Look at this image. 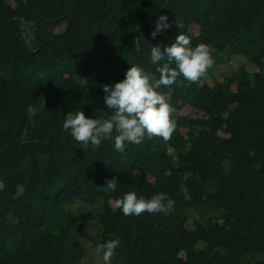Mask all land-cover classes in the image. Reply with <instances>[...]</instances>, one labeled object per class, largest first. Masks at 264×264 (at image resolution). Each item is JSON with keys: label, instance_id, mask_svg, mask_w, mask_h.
<instances>
[{"label": "trees", "instance_id": "trees-1", "mask_svg": "<svg viewBox=\"0 0 264 264\" xmlns=\"http://www.w3.org/2000/svg\"><path fill=\"white\" fill-rule=\"evenodd\" d=\"M161 14L172 27L153 38ZM181 31L214 64L197 83L159 89L178 112L172 138L120 153L114 131L85 151L66 115L110 116L103 85L133 64L159 78L151 48ZM224 53L256 71L210 84ZM0 180V264H84L85 238L96 249L119 238L111 264H264V0H0ZM130 191L166 193L174 211L125 216L116 202Z\"/></svg>", "mask_w": 264, "mask_h": 264}, {"label": "clouds", "instance_id": "clouds-1", "mask_svg": "<svg viewBox=\"0 0 264 264\" xmlns=\"http://www.w3.org/2000/svg\"><path fill=\"white\" fill-rule=\"evenodd\" d=\"M155 28L151 33L155 38L159 33L172 27L167 14H161L155 20ZM176 25H182L176 21ZM139 44V37L133 38V46ZM151 62L157 65L159 78L153 77L139 65H131L125 78L114 85L104 84V103L106 111L112 114L107 118L101 113V118H92L84 111L69 112L63 122V128L70 130L73 139L85 151L92 146L98 148L102 141L114 137V148L124 153L128 144H141L145 137L162 138L167 143L177 129V109L171 105L167 97L159 91L162 87L180 84V78L191 83H197L214 64L211 48L201 42L195 47L191 37L180 32L174 42L161 47L151 48ZM30 118H34L37 109L29 105L27 109ZM118 181L112 178L106 181L107 192H115ZM6 184L0 180V190ZM175 202L166 193H158L150 199L138 196L135 191L125 193L116 202V207L125 216H140L145 212L165 215L174 211ZM119 238L110 239L98 245L96 251L101 255L102 264H111L120 246Z\"/></svg>", "mask_w": 264, "mask_h": 264}, {"label": "rangeland", "instance_id": "rangeland-1", "mask_svg": "<svg viewBox=\"0 0 264 264\" xmlns=\"http://www.w3.org/2000/svg\"><path fill=\"white\" fill-rule=\"evenodd\" d=\"M63 25L64 26L58 27L57 30H63L65 28V24ZM26 34L28 37L31 36L32 30H28ZM223 57L227 58V61L221 64L217 70H215L212 78H209V76L206 77L209 79L210 84L213 83L214 81H224L227 76H229L233 71L237 70L240 66H244L249 71H256L257 69L256 66H254L245 57L241 55L232 56L227 53H224ZM180 113L186 114L190 117H197V116L203 115L202 111H197L196 109L190 108V107L182 108ZM220 134L223 136L227 135V133L222 132V131L220 132ZM112 203L113 205H115V202L112 201ZM89 210L90 208L86 207V211H89ZM80 214H81V217L83 218V223H82L83 227H85L89 232L94 233L93 218H91L88 212L80 213ZM187 215H188V220L186 223H187L188 228H191L193 226L195 217H197V214L195 213V211L191 210L187 212ZM84 240H85V247H86V253H85L86 257L84 259V264H102L101 255L97 253L96 248L92 245L90 240H86V238Z\"/></svg>", "mask_w": 264, "mask_h": 264}]
</instances>
